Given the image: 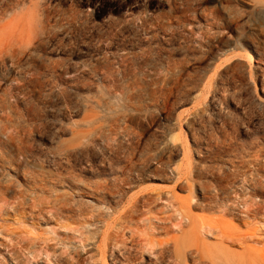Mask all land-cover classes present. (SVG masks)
Returning <instances> with one entry per match:
<instances>
[{"label":"rangeland","instance_id":"rangeland-1","mask_svg":"<svg viewBox=\"0 0 264 264\" xmlns=\"http://www.w3.org/2000/svg\"><path fill=\"white\" fill-rule=\"evenodd\" d=\"M76 258L264 264V0H0V264Z\"/></svg>","mask_w":264,"mask_h":264},{"label":"bare ground","instance_id":"bare-ground-1","mask_svg":"<svg viewBox=\"0 0 264 264\" xmlns=\"http://www.w3.org/2000/svg\"><path fill=\"white\" fill-rule=\"evenodd\" d=\"M127 211L129 212V210H126V213H128ZM248 211H249V210H248ZM227 234H228V233H227ZM120 235H121V234H120ZM223 235H224V234H223ZM87 237H88V236H87ZM232 237H233V236H232ZM134 241H136V240L134 239ZM102 243H103V242H102ZM83 246H84V245H83ZM105 246H106V245H105ZM68 248H69V247H68ZM84 249H85V248H84ZM48 251H49V250H48ZM48 251H47L46 248H45V253H46V255H49ZM63 252H64V251H63ZM86 252H87V251H86ZM62 256H63V255H62ZM57 257H58V256H57ZM57 257H56L55 259H57ZM131 258H132V257H131ZM131 258H129L128 260L131 261V260H130ZM94 260H95V259H94ZM126 260H127V259H126ZM132 260H133V259H132ZM134 260H135V259H134ZM95 261H96V260H95ZM177 261H179V260H177ZM181 261H182V260H181ZM181 261H179V262L181 263ZM134 262H136V261H134ZM75 263H76V264H80L78 258L75 259ZM104 263H105V262H104ZM55 264H57V263H55ZM93 264H94V263H93ZM226 264H227V262H226Z\"/></svg>","mask_w":264,"mask_h":264}]
</instances>
